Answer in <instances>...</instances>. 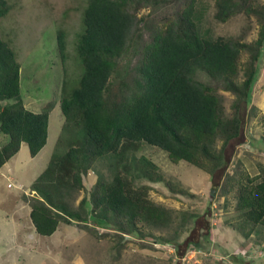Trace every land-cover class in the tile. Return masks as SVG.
<instances>
[{
    "label": "trees",
    "instance_id": "16d2710c",
    "mask_svg": "<svg viewBox=\"0 0 264 264\" xmlns=\"http://www.w3.org/2000/svg\"><path fill=\"white\" fill-rule=\"evenodd\" d=\"M172 4L173 13L146 21L145 6ZM213 9L220 23L242 15L255 24L256 35H213L202 30V21ZM9 11L0 0V19ZM83 32L75 46L82 72L69 92L62 86L60 111L64 127L78 125L81 135L61 153H53L47 166L30 186L29 219L34 231L52 235L59 223L88 224L97 238L113 234L154 238L174 247L182 258L189 248H200L197 235L210 233L203 214L189 213L192 220L186 238L154 235L151 230L171 224L175 217L166 206L149 196V184L136 186L129 169L122 166L109 178L98 176L88 196L75 208L65 200L71 190L84 188L83 176L105 156L120 161L125 150L144 142L164 151L168 159L184 161L210 177L211 191L232 192L235 210L253 227L264 225V164L254 174L240 168L228 172L243 140L245 118L251 106L258 62L264 47V0H87L81 18ZM150 22V23H148ZM143 30L148 32L143 36ZM61 62L65 60V32H56ZM132 51L129 72L118 73L121 60ZM202 70L214 84L196 76ZM218 89L233 95L228 112ZM0 133L7 137L0 146V168L27 145L30 157L45 146L52 101L34 112L21 96L20 64L11 46L0 35ZM259 140L264 144V114ZM140 176L163 182L174 193L185 188L164 178L159 167L145 156L137 160ZM106 229L107 231H99ZM249 230L244 236H249Z\"/></svg>",
    "mask_w": 264,
    "mask_h": 264
},
{
    "label": "rangeland",
    "instance_id": "374dc122",
    "mask_svg": "<svg viewBox=\"0 0 264 264\" xmlns=\"http://www.w3.org/2000/svg\"><path fill=\"white\" fill-rule=\"evenodd\" d=\"M87 0H7L8 13L0 19V35L16 54L20 64L21 96L27 108L34 112L48 101L54 103L49 115L48 137L45 146L34 157H30L27 145L22 143L19 151L0 168V264H222L217 256L228 258L230 264H264V225L245 222L235 210L234 193L220 189L211 191L210 177L197 167L184 161L171 162L166 153L157 147L142 142L137 149L125 150L121 160L112 156L98 159L83 176L84 188L71 190L65 200L75 208L83 196H88L96 178H109L115 168L126 166L136 186L149 184L152 200L168 207L175 220L165 227L151 230L154 235L174 236L179 243L186 238L192 220L183 222L189 213L203 214L210 221V233L201 236L198 223L197 235L200 248L210 256L201 255L194 247L178 258L176 250L169 244L157 243L154 238L113 234L97 238L88 224L59 223L50 236L34 231L28 215L32 182L47 166L53 153L63 152L81 135L78 125L65 129L60 111L62 86L69 92L76 86L82 72L75 46L83 32L82 12ZM212 0H206L209 4ZM172 4L145 6L141 13L146 21L157 20L164 14L173 13ZM211 8L202 21V30L209 29L215 35L238 36L251 40L256 35L255 24L247 30L249 23L244 16L236 15L225 23L212 18ZM150 23V22H148ZM65 32V60L57 49L56 32ZM148 32L143 30V36ZM118 73L129 72L134 64L132 51L119 60ZM264 50L258 62L257 81L252 92L244 125L243 140L236 146L228 172L240 168L250 174L256 171L257 163L264 164V144L259 140L262 131L261 117L264 114ZM198 79L214 84L202 70H196ZM225 111L228 112L233 98L230 92L218 89ZM9 101H0V108ZM7 137L0 133V146ZM140 156L153 161L164 178L172 184L185 188L188 194L169 190L163 182H150L139 175L136 164ZM251 231L249 236L245 233ZM99 231H107L99 229ZM261 250V255L246 259L244 253ZM236 252H243L236 253Z\"/></svg>",
    "mask_w": 264,
    "mask_h": 264
},
{
    "label": "built area",
    "instance_id": "2783aa9c",
    "mask_svg": "<svg viewBox=\"0 0 264 264\" xmlns=\"http://www.w3.org/2000/svg\"><path fill=\"white\" fill-rule=\"evenodd\" d=\"M194 251L196 252V253H199V254H201V255H205V256H210L211 255V253H207L206 251H204V249H202V248H194ZM236 253H241V254H243V252H236ZM262 254V251L261 250H258V251H255V249L251 252V253H249V252H245L244 253V255L246 256V259L248 260V258H251V257H254L255 255H261ZM225 255H230V254H220L219 256H217V259H218V261L219 262H221L222 264H230L229 262H228V258H226L225 257ZM233 264V263H232Z\"/></svg>",
    "mask_w": 264,
    "mask_h": 264
},
{
    "label": "crops",
    "instance_id": "0c3cea01",
    "mask_svg": "<svg viewBox=\"0 0 264 264\" xmlns=\"http://www.w3.org/2000/svg\"><path fill=\"white\" fill-rule=\"evenodd\" d=\"M250 40V39H249ZM263 50H264V47H263ZM262 68H264V63H263V65H262ZM256 81H257V79H256ZM29 211H30V208H28V215H29Z\"/></svg>",
    "mask_w": 264,
    "mask_h": 264
}]
</instances>
